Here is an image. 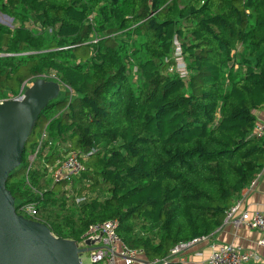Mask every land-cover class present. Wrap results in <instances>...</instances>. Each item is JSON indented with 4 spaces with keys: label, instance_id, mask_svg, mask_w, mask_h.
<instances>
[{
    "label": "trees",
    "instance_id": "1",
    "mask_svg": "<svg viewBox=\"0 0 264 264\" xmlns=\"http://www.w3.org/2000/svg\"><path fill=\"white\" fill-rule=\"evenodd\" d=\"M0 12L12 19L0 97L40 77L63 91L28 138L32 154L45 128L40 150L29 162L25 145L8 177L16 208L32 203L26 217L76 242L116 220L146 262L182 264L170 249L210 239L264 166V0H0ZM175 41L186 78L169 72ZM69 150L80 172L53 179Z\"/></svg>",
    "mask_w": 264,
    "mask_h": 264
},
{
    "label": "water",
    "instance_id": "2",
    "mask_svg": "<svg viewBox=\"0 0 264 264\" xmlns=\"http://www.w3.org/2000/svg\"><path fill=\"white\" fill-rule=\"evenodd\" d=\"M59 92L57 81L40 77L18 98L0 103V264H81V255L91 249L57 237L44 223L17 213L5 186L10 173L22 162L41 112Z\"/></svg>",
    "mask_w": 264,
    "mask_h": 264
},
{
    "label": "built area",
    "instance_id": "3",
    "mask_svg": "<svg viewBox=\"0 0 264 264\" xmlns=\"http://www.w3.org/2000/svg\"><path fill=\"white\" fill-rule=\"evenodd\" d=\"M173 55L175 65L171 68L175 69V73H177L181 78H186V65L182 58L179 45L176 41L174 42ZM21 93L22 89L20 90L19 95ZM11 98L14 97L11 95L7 97H0V103ZM253 133L258 137L264 136V122H257ZM45 137L46 131L44 128L38 136V143L34 152L29 155V162L34 159L36 153L40 150L41 144L43 143ZM79 156L80 155L77 152L69 150L64 155L62 154L60 158L56 159L54 163L48 167L49 173L53 179L59 180L62 177L64 178L78 174L81 170ZM241 206L242 202L239 198L225 211L223 224H227L229 222V224L235 228L244 227L260 231L261 237L258 240V245L264 246V211L251 212L247 209H242ZM16 212L28 217H34L37 214V210L32 203L18 206V208H16ZM116 227V220H108L96 225H92L84 233L81 241L78 242V245L80 247L91 248L86 252L88 254L90 264L159 263L157 260L153 261L152 263L146 262L140 251L129 248L117 234ZM205 239L207 238L202 236L194 238L188 242H182L175 245L170 249L168 259L179 260L182 263L184 261V259H182V254L186 253L187 251L194 250V248ZM86 241H89V244H86ZM208 247H210L211 252L210 255H208L209 257L206 259L207 264H249L250 262L258 260V257L252 255L249 252L241 250L239 246L233 244L225 243L216 247L212 244ZM195 253L196 256H200V252H196L195 250Z\"/></svg>",
    "mask_w": 264,
    "mask_h": 264
},
{
    "label": "crops",
    "instance_id": "4",
    "mask_svg": "<svg viewBox=\"0 0 264 264\" xmlns=\"http://www.w3.org/2000/svg\"><path fill=\"white\" fill-rule=\"evenodd\" d=\"M258 122H264V110L257 112ZM240 200L244 209L248 211H264V166L256 175L253 183L243 189ZM261 233L258 230L248 229L244 227H233L230 224H222L216 232L211 236L209 241L212 244H234L239 246L241 250L249 252L258 257L259 262L264 264V246L258 245ZM195 250L200 252V256L195 255ZM210 247L198 245L194 250L187 251L182 254L184 261L182 264H207Z\"/></svg>",
    "mask_w": 264,
    "mask_h": 264
},
{
    "label": "rangeland",
    "instance_id": "5",
    "mask_svg": "<svg viewBox=\"0 0 264 264\" xmlns=\"http://www.w3.org/2000/svg\"><path fill=\"white\" fill-rule=\"evenodd\" d=\"M0 23L1 24H3V25H6V26H11L12 25V21H10L8 18H6L1 12H0ZM244 56H246V54L243 52L242 54H241V57H244ZM136 57H138V58H143L144 56H143V54L141 53V52H139L137 55H136ZM239 59H240V57H239ZM242 70V67H240V71ZM169 72H171V73H175V69H172V68H170L169 69ZM131 74H132V76H134L133 77V79L136 77V74H135V68L132 66V68H131ZM32 81H34V80H26L25 82H23L22 83V92L25 90V88L27 87V85H29V84H31L32 83ZM139 82V81H138ZM60 93V92H59ZM63 96V91L61 90V93L59 94V98L60 97H62ZM39 129L38 128H36L35 130H34V132H33V139L34 138H36L38 135H39ZM32 141L33 140H31V141H29L27 144H26V151H25V156L27 157V159L29 158V155H30V146H31V143H32ZM48 170H49V168H47ZM47 170V171H48ZM48 174H49V176H51V174L48 172ZM48 174H46V178H50L49 176H48ZM63 178V177H62ZM65 179H66V177H65ZM63 180V179H62ZM66 186V189H70L69 188V185H65ZM68 187V188H67ZM62 189V186L60 185V184H57L56 185V188H55V191H59V190H61ZM69 195H73V194H71V193H69ZM244 207L245 206H241V208L242 209H244ZM227 224H229V222L227 223ZM231 225V224H230ZM206 238V237H205ZM210 239H205V240H203L202 242H200L199 243V247H201V246H209V245H212V241H209ZM204 242V243H203ZM91 243H92V241H91ZM258 243V242H257ZM234 245V244H233ZM213 246H218V245H215V244H213ZM196 252H199V251H197L196 250ZM210 252H211V250L209 251V255H210ZM196 254V253H195ZM209 257V256H208ZM81 259H82V264H90V260H89V258H88V254L87 253H83L82 255H81Z\"/></svg>",
    "mask_w": 264,
    "mask_h": 264
},
{
    "label": "clouds",
    "instance_id": "6",
    "mask_svg": "<svg viewBox=\"0 0 264 264\" xmlns=\"http://www.w3.org/2000/svg\"><path fill=\"white\" fill-rule=\"evenodd\" d=\"M41 78H43V77H41ZM44 79H46V78H44ZM46 80H48V79H46ZM21 89H22V86H21ZM20 89V90H21ZM20 93V92H19ZM23 93V92H22ZM22 93L20 94V95H18V96H21L22 95ZM17 97V96H16ZM15 98V97H14ZM14 98H11V99H14ZM18 98V97H17ZM7 100H9V99H7ZM78 243V242H77ZM86 253V252H85Z\"/></svg>",
    "mask_w": 264,
    "mask_h": 264
}]
</instances>
